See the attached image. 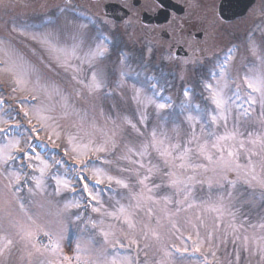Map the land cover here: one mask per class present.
I'll return each instance as SVG.
<instances>
[{
	"label": "snow or ice",
	"instance_id": "6c2138e0",
	"mask_svg": "<svg viewBox=\"0 0 264 264\" xmlns=\"http://www.w3.org/2000/svg\"><path fill=\"white\" fill-rule=\"evenodd\" d=\"M32 39L48 44L58 53V68L72 70L71 80L82 86L76 90L78 96L83 97L85 91L91 96L109 87L108 73L97 65L108 52L106 46L97 45L94 50L78 55L76 45L57 48L45 34H33ZM252 51L255 55L254 48ZM232 59L231 53H227L222 59L218 58L210 71L209 81L203 84L207 93L204 99L208 101L203 107L188 99L179 105L178 112L161 116V110L172 107L171 102L157 101L159 91L155 85H151V95L143 87L134 85L132 99L140 106L139 120L127 116L122 119L127 129L140 138L136 144L125 139V130L112 117H108L113 124L110 135L95 122L88 123L86 128V114L82 116L77 112L57 85L42 82L41 74L22 57L11 59V63L0 61L6 64L2 71L12 76L13 93L27 92L33 100H40L41 93L48 99L59 96L63 117L71 113L78 118V124L73 125L76 131L67 133L65 155L75 154L73 158L83 165L79 170L81 175L75 177L77 183L83 184L79 197L74 195L55 201L56 228L46 230L30 213L33 206L43 207L35 198L61 196L64 191L75 194L77 187L69 173L77 169H65L61 173L63 162L42 157L27 142L25 130L14 118L0 119V125H8L0 126V175L8 182L5 185L7 191L0 190V204L4 205L0 210V264H11L16 252L23 253L19 257L22 264H150L139 256L143 252L146 257V250L156 245L160 246L157 251L162 252V256L154 264H184L186 254H189L186 242L189 240L195 252H201L207 245V253H202L204 259L200 264H209L210 257L220 264L217 249L224 247L226 250L229 244L233 246L235 259L228 264H239L241 252L258 254L264 262V217L259 222H252L243 211L245 203L251 206V201L241 199L239 195L255 185L261 189L260 199L264 201V56L260 57V68L252 65L239 78L246 86L243 90L241 83L229 72L228 63ZM71 60H77L79 64L73 66ZM84 65H87L86 70ZM105 95L111 96L112 92ZM184 96L189 97L187 90ZM3 103L0 101V105ZM20 103L23 111L27 101ZM150 105L155 106L157 121L151 126L147 111ZM54 111L55 105L40 102L31 105L30 111H24V116L36 120L42 127H51L56 123V117L51 115ZM253 112H258L256 122L252 118ZM138 125H143V129ZM97 132L101 134L99 141L95 139ZM55 135L60 138L59 132ZM84 137H88L87 142ZM121 142L124 151L117 155ZM153 153L156 162L152 159ZM89 155L97 159L83 163V158ZM105 165H115L118 175L110 174L111 167L105 168ZM54 166L56 170L51 171ZM89 171L97 186L106 183L107 200L103 198V190L84 183L89 177L83 173ZM230 174L234 178H230ZM154 176L162 178L159 183L153 180ZM197 185H207V198L198 199L194 195ZM49 187H52L51 192ZM161 188L172 191L157 196L155 190ZM214 188L216 192H213ZM8 193L23 213V223L13 218V211L8 207ZM161 202L163 206L157 211L152 205ZM47 203L53 205L54 202L47 199ZM89 208L99 219L84 215ZM192 209L198 211L194 217H186L185 223L195 230L197 239L192 240L191 234L182 239L177 218ZM145 212L146 222L140 218ZM205 214H212L211 226L206 223ZM70 224L76 225L77 229L72 232L76 241L74 257L63 254L61 243L68 238ZM81 224L84 227H80ZM201 228L205 229L204 239H200ZM177 233H180L176 238L181 240L182 246L166 245L165 237Z\"/></svg>",
	"mask_w": 264,
	"mask_h": 264
},
{
	"label": "rangeland",
	"instance_id": "374dc122",
	"mask_svg": "<svg viewBox=\"0 0 264 264\" xmlns=\"http://www.w3.org/2000/svg\"><path fill=\"white\" fill-rule=\"evenodd\" d=\"M98 7L99 4L94 0H0V61L11 63V59H15L17 56L22 57L25 62L41 74L42 82L46 81L57 85L61 92L69 97L68 102L75 106V110L82 116L86 114V128L88 123L95 122L98 128L108 132L110 135L113 124L108 117H112L125 130V139L136 144L140 138L136 136L135 132L127 129L122 118L127 116L134 121L139 120L138 108L140 106L132 99L134 85L136 88L143 87L146 93L151 95L153 89L150 84L158 67L164 68L165 73L159 74L157 76L158 80L153 84L159 91L156 99L161 103L170 101L172 104L171 108L161 110V116L173 111L178 112L179 105L188 99H191L194 104H200L202 107L207 104L208 101L204 99L207 93L203 89V84L209 81L210 71L218 63V58L222 59L229 52L233 57L228 63L229 72L233 78H237L238 83H241L242 90L246 86L242 84L239 78L248 72L250 66L261 67L260 57L264 56V0H258L253 11L244 19L236 22L219 25L214 20L215 16L210 17L209 22L211 24H207V27H210L212 36L209 35L211 39L206 49L207 54L211 55V57L185 59L174 57L158 39L153 43L145 41L146 33L151 34L153 31L146 29L140 22L136 23L130 19L129 22H124L121 26H117L112 21L106 20L101 16L98 12ZM193 8L198 7L194 6ZM173 26L174 22L172 21L168 27L173 29ZM22 31L23 34H21ZM33 34H45L52 45L57 48H71L76 45L78 55H83L89 49L94 50L97 45L106 46L108 52L102 61H97V65L108 73L109 87L91 96L86 91L83 97L78 96L76 90L82 86L71 80V76L74 74L72 70L68 69L65 71L58 68L56 66L58 53L53 51L48 44L33 40ZM156 35L158 37V34ZM202 43L204 44L199 46V48L205 45V41ZM253 48L256 52L255 55H253ZM6 52L9 54L6 55ZM12 53H15V55H12ZM153 55L154 57H152ZM159 62L164 65L159 64ZM71 64L76 66L79 61L71 60ZM5 67V63H0V101H4L0 105V119L14 118L15 122L25 130L27 142L35 147L42 157L49 161L54 158V160L63 162L60 166L61 173L65 169H77L76 172L69 173L74 178L73 183L77 187L75 194L70 191H64L61 196L48 197L47 199L53 200V205H49L44 196H37L35 199L43 207L33 206L30 208V213L34 214L38 225L46 230H55L56 217L54 213L57 210L55 201L63 200L65 197L72 198L74 195L78 198L83 186L82 183H77L75 180V177L81 175L79 170L83 165L73 158L75 154L65 155V150L68 147L67 133L76 131L73 125L78 124V118L71 113L63 117L59 96L53 95L51 99H48L45 94L41 93L40 100H33L27 92L13 93L12 76L2 71ZM83 67L85 70L87 69V65ZM80 75L83 76L84 73H80ZM194 80L197 87L192 85ZM211 82L215 83V80ZM117 84H122V87L118 88ZM193 86L194 88H191ZM186 90L189 92V97L187 98L184 96ZM198 90L199 96H197ZM106 92H112V95L106 96ZM20 101H27L23 106V111L21 110ZM40 102L45 105H55V111L51 115L56 117V123H53L51 127H42L36 120H29V118L24 116V111H30L31 105H36ZM147 111L150 117L149 126H151L157 122L155 106L150 105ZM252 118L256 122L258 112H253ZM0 126L8 127V125ZM138 126L143 129V125ZM256 126L259 127V124L257 123ZM33 128L36 131L33 132ZM55 132L60 133L59 139H57ZM87 139L88 137H84V142H87ZM95 139L97 141L101 139L99 132L95 134ZM22 143L24 142L22 141ZM25 148L27 149V145H25ZM123 151V143L121 142L117 155ZM100 155L103 156L104 154ZM96 159V156L89 155L83 158V163H89ZM152 159L156 162L155 153H153ZM21 162L27 163V161ZM33 163L36 162L33 161ZM104 167H111L110 174L118 175L115 165H105ZM55 170L54 166L51 171ZM28 171H31V169H28ZM83 174L89 177L84 183H88L91 188L103 190L105 193L103 198L107 200L106 183L97 186L95 179L92 178L91 171ZM209 175L211 174L209 173ZM230 178H234V176L230 174ZM161 179L160 176L153 177L156 183H159ZM163 179L166 180L167 178L164 177ZM7 183V180L0 175V190L7 191L5 189ZM52 183L54 184V182ZM48 190L51 192L52 187H49ZM120 191L126 190L120 189ZM171 191L168 188L155 190L157 196L171 193ZM216 191L217 189L214 188L213 192ZM260 193L261 189L254 185L252 189H247L239 194L241 199L251 201V206L245 203L243 211L250 217L252 222H259L264 217V201L260 199ZM208 194L207 185H197L194 195L198 199L207 198ZM7 199L10 202L8 207L14 214L13 218L23 223L25 217L19 211L10 193H8ZM152 206L159 211L163 204L161 202V204ZM3 208L4 205L0 204V210ZM146 208L147 204L145 205ZM73 211H82V209H73ZM197 211V209L189 210L187 213H181L180 217L177 218L178 227L183 233L182 239L189 234L192 235V240L197 239L195 230L185 223V218L194 217ZM84 215L99 219L98 214L92 213L90 208ZM140 218L146 222V212L142 213ZM205 218L206 223L211 226L212 214H205ZM80 227H84V225L81 224ZM88 227L90 228V225ZM68 228V238L61 242L63 254L74 257L76 241L72 238V232L77 229L76 225L71 224L68 225ZM200 233V239H204L205 229L201 228ZM179 235L180 233L175 236L168 235L165 237V244L171 245L174 243L176 246H182L181 240L176 238ZM97 238L99 239V237ZM186 242L189 247V254H186L184 264H200V261L204 259L202 253H207V245L201 252H195L192 248V241ZM17 247L19 248V245ZM142 247L143 242H141ZM159 247V245H156L152 249L146 250L148 252L146 257L141 252L139 258L141 260L147 259L150 264H154L162 256V252L157 251ZM233 251L231 244L227 246L226 250L224 247L217 249V257L220 264H228L230 260H234ZM22 254V252H16L11 258V264H22L19 260ZM133 254L135 255V248L133 249ZM240 257L239 264H264L258 254L241 252ZM209 264H217V262L210 257Z\"/></svg>",
	"mask_w": 264,
	"mask_h": 264
},
{
	"label": "flooded vegetation",
	"instance_id": "af4514ba",
	"mask_svg": "<svg viewBox=\"0 0 264 264\" xmlns=\"http://www.w3.org/2000/svg\"><path fill=\"white\" fill-rule=\"evenodd\" d=\"M174 1H177L184 6L185 11L183 14L179 15L171 12L168 22L161 25L154 24L145 27L146 29L153 31V33L145 35L146 40L153 43L158 39L163 46L167 47L169 53L173 55L175 48L182 45L189 52V54L185 57H211V55L207 54L206 49V46L210 43V36H212L210 27H207V24H211L209 22V18L216 15L217 17H214V20L221 25L240 19L238 18L230 22L221 20L217 15V4L219 0ZM108 2H118L122 4L130 12L128 19L132 18L135 21L141 16L142 12L146 11L154 13L160 7L156 0H98L97 3L99 4V12L102 11V6ZM194 6L198 8H193ZM255 6L256 3L254 4L253 9ZM172 21L174 22L173 29L168 27L169 23ZM161 31H166L168 36L166 38H158L156 34L160 35ZM198 33H200V35H196ZM204 41V48H199V46L204 44L202 43ZM171 47H173L172 50Z\"/></svg>",
	"mask_w": 264,
	"mask_h": 264
},
{
	"label": "water",
	"instance_id": "95a60500",
	"mask_svg": "<svg viewBox=\"0 0 264 264\" xmlns=\"http://www.w3.org/2000/svg\"><path fill=\"white\" fill-rule=\"evenodd\" d=\"M162 8L154 15L143 13L141 21L144 23H162L168 20L170 10H174L177 13L183 12V7L172 0H157ZM254 0H221L218 7V13L224 20H233L238 16H242L246 13L247 9L252 5ZM103 12L106 17L113 18L115 20H122L127 17L128 12L120 4H105L103 6ZM177 55H186L187 52L183 50V47H179L176 51Z\"/></svg>",
	"mask_w": 264,
	"mask_h": 264
},
{
	"label": "trees",
	"instance_id": "16d2710c",
	"mask_svg": "<svg viewBox=\"0 0 264 264\" xmlns=\"http://www.w3.org/2000/svg\"><path fill=\"white\" fill-rule=\"evenodd\" d=\"M193 82H194L193 85H194V86H197L196 81L194 80Z\"/></svg>",
	"mask_w": 264,
	"mask_h": 264
}]
</instances>
